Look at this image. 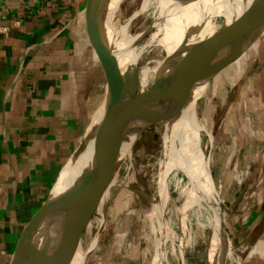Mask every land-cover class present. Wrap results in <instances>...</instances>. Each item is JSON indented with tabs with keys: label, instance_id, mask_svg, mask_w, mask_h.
<instances>
[{
	"label": "crops",
	"instance_id": "obj_1",
	"mask_svg": "<svg viewBox=\"0 0 264 264\" xmlns=\"http://www.w3.org/2000/svg\"><path fill=\"white\" fill-rule=\"evenodd\" d=\"M88 3L0 0V264H10L26 225L86 132L89 94L77 74L83 51L99 59L106 90L109 62L86 33ZM253 79L234 104L233 130L219 135L224 148L227 141L231 146L225 165L212 168L227 203L223 231L243 257L240 264H264V78ZM246 171V192L230 211L240 190L234 177Z\"/></svg>",
	"mask_w": 264,
	"mask_h": 264
},
{
	"label": "rangeland",
	"instance_id": "obj_2",
	"mask_svg": "<svg viewBox=\"0 0 264 264\" xmlns=\"http://www.w3.org/2000/svg\"><path fill=\"white\" fill-rule=\"evenodd\" d=\"M158 1L162 7L164 0ZM145 2L146 0H122L116 19L121 24L120 26H127V33L120 35L115 30L116 26L113 27V36L120 40L127 52L132 49H141L142 56L137 62L139 75H145L151 66L162 58L159 48L153 44L149 45L150 35L156 32L152 25L154 17L158 14V7L152 2L145 5ZM244 9L236 11L232 4L213 3L210 16L211 23L214 24L215 39L224 37L229 30L238 29L241 31V37H243V34L250 27L261 21L262 17H259L258 21H254V17L257 16L254 12L249 16L250 19L248 16H244ZM234 21L235 23H233ZM237 23L240 24L239 28L236 26ZM222 28L224 29L223 34L222 31L219 33ZM257 34L242 44L235 45V47L242 46L243 57H239L237 62L229 60L221 62L220 68L218 67L219 69L216 70L218 72L217 79H214L213 74L210 75L202 96L195 99V102L197 101L195 107L197 118L204 125V130L200 134L199 141L195 142V147L197 153H200L201 148L204 151L202 162L209 165L208 168L216 185L219 182L217 178H214L212 168L215 165L218 166L219 163L224 164L228 148L231 147L229 141L224 144L226 147L229 146L228 148L222 146L219 140V135L222 136L220 132L227 128L232 130L234 128V117L237 118L236 112L238 113V108L234 104L237 102L239 92L241 95L247 94L244 86L245 81L253 77L255 78L253 80L257 81L264 78V28ZM225 43H230L229 37ZM223 45V43H217L213 49ZM113 51L118 59L116 50L113 49ZM219 52L215 55L216 58ZM80 57L77 74L84 90L86 89V93L89 94L87 107L89 108L90 120L104 99V79L101 75L100 61L97 56L93 57L90 49L85 53L83 51ZM147 89H151L150 84ZM165 126L161 115L152 116V118L141 123L137 137L131 147V156L118 159L108 175L98 180L94 185L98 195L94 190L90 191L89 197L93 202L84 208L85 218L80 220L84 221L80 241L83 251L87 250L93 243V238L100 226L98 219L101 213H103V225L96 240V246L88 252L85 258V264L206 263V252L212 227L211 213L203 200H201L202 208L193 205L187 212H183L184 198L180 194L186 186L187 173L182 170L177 172L175 176L174 172L168 173L165 183L170 195L165 200L167 204L165 203V207L161 209L159 218L155 215L154 219L159 201L156 177L159 170L158 164L164 152L162 145L163 136L167 132ZM178 139H180V129L177 128L175 142H178ZM233 166L231 165L229 170L231 173ZM242 185L237 183L240 188ZM222 192L221 189L219 193L221 201H223ZM226 207L227 203L224 202L222 212H225ZM89 208L94 210H89ZM150 219L155 224L157 223L156 226L158 225L159 238L154 235ZM223 233L225 232L223 231ZM162 235H168L169 239H164ZM225 237L231 240L226 235ZM159 244V252L162 257L160 259L156 250ZM233 248V257L240 263V259L242 260L243 257L236 251L234 245Z\"/></svg>",
	"mask_w": 264,
	"mask_h": 264
},
{
	"label": "bare ground",
	"instance_id": "obj_3",
	"mask_svg": "<svg viewBox=\"0 0 264 264\" xmlns=\"http://www.w3.org/2000/svg\"><path fill=\"white\" fill-rule=\"evenodd\" d=\"M121 1L122 0H109V10L112 11L116 9ZM150 2L156 4V7H158V14L154 17L155 19L152 25V27L156 29V32L150 35L151 38L149 41V45L153 44L154 46L159 48L160 52L162 53V58L160 60H157L155 64L151 66L149 71L145 73V75H140V90L142 92L147 91V101L149 104H154L158 107H166L167 110H169V113L164 115V123L166 125L165 127L167 129V132H165L163 136L164 140L162 148L164 149V152L158 164L159 170L156 177V190L158 192L159 199L161 198L160 203H162V206L160 208L158 206L159 203H157V209L154 213V219L155 215L160 216L161 209L165 207V200L170 195L168 186L165 183L166 176H168V173L172 174V172H174L175 176V174L181 170L188 175V178L186 179L187 182L185 183L186 186L180 194L184 198V206L182 209L183 212H187L190 208H192L193 205L198 206V208H202L201 200H203V202H205L209 207L210 213H212L216 202L214 193L212 192L213 183L211 179V172L208 168L209 165H207L206 162H202L204 151L201 148L200 153H197L195 147V142L199 141L200 134L204 130V125L202 124V121L197 118L193 102L195 103V99L202 96L203 89L205 88L207 79L208 77H210V75L213 74L214 79H217L218 72L216 70L220 68L221 62H225V60L237 62L239 57H243L241 53L242 46H234V48L233 45H227L220 50L217 58L215 54L210 56L208 59H206L207 57L204 58L206 59L205 63L201 65L199 69L197 68V70L194 69L192 71V79L194 82V85L191 87L192 101L185 105L183 103L182 91V81L185 74V54H183V52L193 44L215 39V35L213 32L214 24L211 23L210 16L211 11L213 10V3L217 4L221 2V4H232L233 8L236 11H242V8H245L244 16L249 17L251 13L254 12V14L257 15L254 17V21H256L257 19H260L259 17L263 16L261 15V13L262 11H264V1L164 0V4L162 3L163 5L162 7H160L158 0H146L145 5H149ZM233 23H235V21ZM240 24H238V26H240ZM125 29H127V26L123 25L121 30L125 31ZM221 31L223 34L224 29L222 28L219 33H221ZM229 32H234L236 34L235 36H229L230 43L231 41L234 42L236 38H240L242 36L239 29L233 31L229 30ZM229 32L227 31V33ZM213 47L211 49H213ZM211 52L212 51H210V53ZM116 54L118 56L119 67L121 70H124L125 68L136 64L142 56L141 49L139 48L132 49L130 53H124L116 50ZM149 84L151 89H147V86ZM103 94L104 99L101 105L96 108L91 116L87 128L85 129L86 132L83 138V142L79 148V152L63 168L64 170L58 183L59 186L61 184L70 182L73 176H75L78 171H80L81 167L89 162L95 151V136L97 134V129L102 122L103 117L105 116V111L109 101V94H107V89L104 90ZM177 128L180 129V139H178V142H175V131H177ZM138 131L127 135L123 139L118 159H120L121 157L131 156V147L137 137ZM92 202L93 200L89 197L88 194L84 199L80 201L78 205H76L77 207H75L70 212L71 219L69 222H60V220L58 219L50 224L47 229V233L39 242L40 244L44 245V250L48 255H51L57 249L63 251L66 248L67 244L73 240L77 223L80 222L81 218H85L84 208H86L87 204H92ZM150 220L152 222L154 235L155 237L159 238L160 234L158 232L159 229L157 228L158 225L156 226L157 223L155 224L152 219ZM102 221L103 213H101L98 219V223L101 224ZM183 221L184 220H182V222ZM221 221L223 223V220ZM224 234L225 233H223L222 231L220 235H218L216 243L214 245V249L212 248L210 250V258H213L211 263L240 264L239 260L236 261L233 257L234 248L231 240L227 239L225 237L226 234ZM162 236L164 237V239H169L168 235ZM95 241L96 240L94 237L92 241L93 244L96 243ZM156 250L159 259L162 258L159 252L160 244L157 246ZM82 252L83 248H81L80 244L78 248H76L75 252H73L72 257L69 259L70 264H80Z\"/></svg>",
	"mask_w": 264,
	"mask_h": 264
},
{
	"label": "water",
	"instance_id": "obj_4",
	"mask_svg": "<svg viewBox=\"0 0 264 264\" xmlns=\"http://www.w3.org/2000/svg\"><path fill=\"white\" fill-rule=\"evenodd\" d=\"M88 1L89 3L85 9L87 34L92 41L94 49L96 51H100L101 49L104 52L110 67V77L107 78L106 86L107 94H109V101L105 116L95 136V151L89 162L81 167L80 171L73 176L70 182L59 186L58 183L61 179L63 168L79 152V148L83 142V136L74 153L61 167L57 179L40 206L41 208L26 225L18 243L19 246L17 251L11 259L10 264H70L69 259L72 257L76 248L81 244V229L84 221L77 223L74 238L67 244L66 248L63 251L57 249L51 255H48L44 250V245L39 243L47 233L48 227L53 221L58 219L60 222H69L71 219L70 212L77 207L76 205H78L90 191L94 190L97 194L94 185L101 177L108 175L109 171L114 168L118 161L121 143L127 135L135 131L137 132L139 125L152 118V116L161 115L165 120L164 115L169 113L166 107H158L148 103L147 91L142 92L140 90V75L138 74L137 63L121 70L117 57L112 53L113 49L124 53L127 52L120 43V40L113 36L114 25L116 26L115 30H117L120 35L127 33V29H125V31L121 30L123 25L120 26L121 24L116 19L122 1L116 9L112 11H110L108 7L109 0ZM261 15H263L261 21L257 22L255 26L250 27V29L243 34V37L236 38L234 42L225 43L229 36L236 35L234 32H229L226 33L224 37L196 43L185 49L183 52V54H185V74L182 81L184 105L192 101L191 87L194 85L192 71L194 69L197 70V68L199 69V67L205 63L206 59L214 54L216 55L224 46L228 44L234 46L238 43L242 44L248 38L258 35L257 33H260L264 28V11H262ZM236 26L238 27V25ZM217 43H223L224 45L215 50L211 49ZM210 51L212 52L210 53ZM196 103L197 101L195 103L193 102L194 108L196 107ZM212 183V192L215 196L216 205L211 213L212 227L205 264H212L213 258H210V250L212 248L214 249L217 237L222 232L223 226L220 220L222 212V202L219 198L220 191L213 179ZM246 189L247 184H244L236 196L231 200L229 205L230 211L240 203ZM139 193L142 194V192ZM160 200L161 198L157 203H159L158 206L161 208L162 203H160ZM90 209L93 208H89V210ZM158 216L159 215H157V218ZM102 222L95 234V240H97L102 228ZM96 243H92L87 250L82 252L80 264H85V258L88 252L96 246Z\"/></svg>",
	"mask_w": 264,
	"mask_h": 264
},
{
	"label": "built area",
	"instance_id": "obj_5",
	"mask_svg": "<svg viewBox=\"0 0 264 264\" xmlns=\"http://www.w3.org/2000/svg\"><path fill=\"white\" fill-rule=\"evenodd\" d=\"M246 175H247V171L236 173V175L234 177L236 183L243 184L244 183L243 181H244ZM217 186H218V190L221 191V188H222L221 183H217ZM221 202H222V204L224 203L223 201H221Z\"/></svg>",
	"mask_w": 264,
	"mask_h": 264
}]
</instances>
